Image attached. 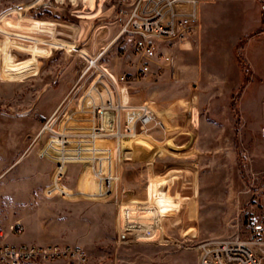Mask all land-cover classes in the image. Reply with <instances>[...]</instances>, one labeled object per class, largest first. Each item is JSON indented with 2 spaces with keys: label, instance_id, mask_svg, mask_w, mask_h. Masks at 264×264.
<instances>
[{
  "label": "rangeland",
  "instance_id": "rangeland-1",
  "mask_svg": "<svg viewBox=\"0 0 264 264\" xmlns=\"http://www.w3.org/2000/svg\"><path fill=\"white\" fill-rule=\"evenodd\" d=\"M122 1L134 0H0V231L12 245H79L90 264H200L201 245L250 242L264 226V0H204L198 29L170 48L174 68L139 82ZM103 81L128 100L122 122L148 104L160 124L118 140L103 111L93 155L118 160L120 142L125 161L102 197L104 182L56 138L73 147L77 129L94 131L87 95ZM57 154L63 195L51 196ZM256 239L264 264V231Z\"/></svg>",
  "mask_w": 264,
  "mask_h": 264
},
{
  "label": "built area",
  "instance_id": "built-area-1",
  "mask_svg": "<svg viewBox=\"0 0 264 264\" xmlns=\"http://www.w3.org/2000/svg\"><path fill=\"white\" fill-rule=\"evenodd\" d=\"M201 2L202 0H134L131 4L125 1L118 4L117 23L121 28L119 38L129 35L135 39L136 71L133 74L134 81H149L155 65L164 70L174 68L175 59L170 48L182 43L198 29L201 19ZM126 77L123 75L122 81H126ZM103 83L104 87L103 85L100 87L94 85L87 95L88 105L93 108L89 113L94 116L91 119L93 120L92 126H90L94 131L90 129L83 131V133H88L83 135L84 139L80 140L75 137L79 136L77 134L81 132L77 129L76 135L71 134L74 137L70 141L74 143L73 147L68 146L67 141L64 140L67 134L60 133L63 139L56 138L58 145L77 150L84 158H78L76 162L86 164L94 179L104 182L102 197L112 195L114 182L122 178L121 172L116 174V167H123V161H125L122 155L124 149L120 142L117 145V151L121 153L118 160L115 159V155L111 156L108 153L102 158L93 155L96 150L93 145L95 138L99 134L107 132V130H103L102 126L103 111L115 114L114 129L110 132L111 134L113 132L112 135L116 136L118 140L119 135H151L152 130L160 124L158 114L150 109L148 104L128 108L124 122H122L120 114H116V111H120L123 107L126 108L128 100L123 105V98H125L123 97L120 100L121 105H117L115 92L110 83L107 81H103ZM106 88L110 89L112 97L106 93ZM48 126L49 123L45 128L48 129ZM110 132L108 133L110 134ZM93 133L96 134V137ZM85 146L86 148H83ZM47 157L56 160L59 164L55 183L48 189L47 194L51 196L63 195L55 187L63 174L61 169L64 168L65 163L59 159V154ZM255 231L256 234L250 242L239 239H221L201 245L200 264H259L263 258V251L260 246L262 243L256 239V236L264 231V226L257 225ZM24 232L25 226L19 222L10 228L9 233L22 235ZM8 235V233L0 231V264H90L88 252L79 245L61 242L12 245L6 241Z\"/></svg>",
  "mask_w": 264,
  "mask_h": 264
},
{
  "label": "crops",
  "instance_id": "crops-1",
  "mask_svg": "<svg viewBox=\"0 0 264 264\" xmlns=\"http://www.w3.org/2000/svg\"><path fill=\"white\" fill-rule=\"evenodd\" d=\"M203 1H204V0H202V2H203ZM110 45H111V44H110ZM110 45H109V46H110ZM109 46H108V47H109ZM108 47H106V49H107Z\"/></svg>",
  "mask_w": 264,
  "mask_h": 264
}]
</instances>
